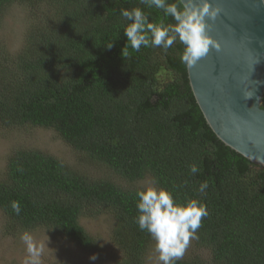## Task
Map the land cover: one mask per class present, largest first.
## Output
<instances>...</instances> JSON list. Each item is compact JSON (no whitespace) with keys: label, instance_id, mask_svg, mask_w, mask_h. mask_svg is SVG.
Wrapping results in <instances>:
<instances>
[{"label":"trees","instance_id":"obj_1","mask_svg":"<svg viewBox=\"0 0 264 264\" xmlns=\"http://www.w3.org/2000/svg\"><path fill=\"white\" fill-rule=\"evenodd\" d=\"M12 4L40 13L20 49L0 53V127L50 130L84 167L100 166L126 185L83 175L39 150H15L0 177L6 231L50 229L94 252L79 223L94 209L112 218L116 264H145L152 238L136 223V193L144 189L136 184L149 180L179 203L196 198L206 206L192 241L207 251V264H264V168L222 144L205 123L181 61L184 46L177 40L167 52H122L129 23L122 9L140 7L165 25L172 18L140 0H0V20Z\"/></svg>","mask_w":264,"mask_h":264},{"label":"water","instance_id":"obj_2","mask_svg":"<svg viewBox=\"0 0 264 264\" xmlns=\"http://www.w3.org/2000/svg\"><path fill=\"white\" fill-rule=\"evenodd\" d=\"M209 2L219 8L214 20L206 17L219 50L186 65L189 88L217 139L264 168V0Z\"/></svg>","mask_w":264,"mask_h":264},{"label":"clouds","instance_id":"obj_3","mask_svg":"<svg viewBox=\"0 0 264 264\" xmlns=\"http://www.w3.org/2000/svg\"><path fill=\"white\" fill-rule=\"evenodd\" d=\"M140 3L148 8L159 9L165 18L171 17L174 24L152 22L140 7L122 9V17L129 22L124 29L127 43L122 52L128 47L135 51L141 47H158L167 52L179 40L184 46L181 61L191 66L208 54L210 47L219 50V44L207 32L209 25L206 17L214 20L219 13V8L209 0H174L171 3L169 0H140ZM107 47L111 48L112 45ZM253 95L248 92L246 99ZM190 171L196 174L198 168L192 165ZM207 187L206 182L201 183L199 193L203 194ZM136 195L138 228L147 231L155 241V251L161 264H177L183 258L190 241L197 238L201 221L208 215L206 206L196 198L179 203L167 189L154 185L138 190ZM11 206L19 214V202L13 201ZM21 239L28 254L24 264H40L44 245L38 244L29 233H24ZM89 259L95 261L96 254Z\"/></svg>","mask_w":264,"mask_h":264},{"label":"rangeland","instance_id":"obj_4","mask_svg":"<svg viewBox=\"0 0 264 264\" xmlns=\"http://www.w3.org/2000/svg\"><path fill=\"white\" fill-rule=\"evenodd\" d=\"M39 13L40 11L36 9L19 4H12L5 10L0 20V53L12 55L20 49L28 26L34 22ZM19 149L39 150L54 156L83 175L110 179L122 187L126 185L124 181L119 180L110 171L100 166L84 167L78 155L70 150L52 131L32 127L14 130L0 127V177L8 155ZM151 185L149 180H143L136 184L139 188ZM91 211L83 214L79 223L96 242L97 249L94 252L76 247L67 239L57 236L50 229L36 228L17 233L6 231L5 219L0 212V264H24L28 256L26 245L21 239L24 233L31 234L38 244L44 245L40 264H116L120 253L110 240L112 218L106 213L96 214L94 209ZM93 254L97 256L95 261L89 259ZM191 257L198 258L203 264H207L209 261L207 251L196 249L192 240L182 259ZM145 264H161L158 260V253L155 251V241L152 239L145 256Z\"/></svg>","mask_w":264,"mask_h":264}]
</instances>
